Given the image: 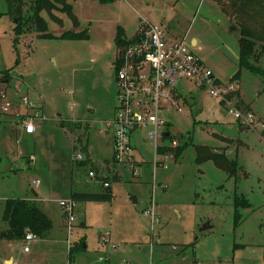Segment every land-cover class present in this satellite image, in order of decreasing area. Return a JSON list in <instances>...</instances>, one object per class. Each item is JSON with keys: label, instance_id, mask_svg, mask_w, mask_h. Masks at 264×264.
Returning <instances> with one entry per match:
<instances>
[{"label": "rangeland", "instance_id": "rangeland-1", "mask_svg": "<svg viewBox=\"0 0 264 264\" xmlns=\"http://www.w3.org/2000/svg\"><path fill=\"white\" fill-rule=\"evenodd\" d=\"M69 4L79 27L57 9L54 18L41 13L48 29L38 33L31 20L34 0H24L19 17L24 34L18 36L9 3L0 0V264H264V84L247 69L233 79L241 39L236 22L212 0ZM146 21L163 26L169 39L187 36L190 45L196 38L193 50L222 88L239 85L221 103V97L183 82L182 110L165 115L179 143L194 146L180 157L171 151L163 158L148 130H140L133 140L140 167L135 178L130 169L113 166L112 134L105 124L118 106L117 34L122 30L130 37ZM84 31L88 37L62 39L66 32ZM259 64L264 68V57ZM25 96L28 106L22 104ZM235 110L252 113L254 123L243 125ZM28 119L36 126L32 136L22 132ZM195 146L226 153L238 163L236 176L229 178L213 162L197 165ZM86 152L87 160H76ZM95 167L102 172L93 180L89 173ZM101 182L110 184L113 201L78 203L69 234L59 203L73 193H100ZM235 192L250 203L239 209L238 227ZM12 198L44 211L52 231L30 244L7 239L4 209ZM146 211H154V219ZM206 224L211 228L201 231ZM82 242L85 251L79 250Z\"/></svg>", "mask_w": 264, "mask_h": 264}, {"label": "built area", "instance_id": "built-area-1", "mask_svg": "<svg viewBox=\"0 0 264 264\" xmlns=\"http://www.w3.org/2000/svg\"><path fill=\"white\" fill-rule=\"evenodd\" d=\"M186 40L187 36L180 40L169 39L163 26L146 21L135 34L127 36L130 45L118 47L116 71L118 106L115 117L105 125L107 130L113 133V164L130 169L132 177H140L139 162L135 158L137 149L133 143L135 133L148 130V139L154 143L157 154L163 158L179 147L180 143L172 135L171 123L165 114L171 110H182L178 94L187 93L181 85L183 82L189 81L198 88L208 90L211 96L221 97L222 102H229L227 98L231 99L229 96L238 91L236 84H231L226 89L222 88V84ZM3 98L4 94L0 93V102ZM28 102L29 100L25 98L24 103L29 105ZM10 106L3 110L8 111ZM234 115L243 125L254 123L253 114L250 112L241 113L235 110ZM22 124L26 134L32 135L36 132L32 119L25 120ZM166 133H170L175 140H165ZM162 148L166 150L161 154L159 149ZM87 159L88 156L85 154L76 156L78 161ZM158 161L159 159L155 165L161 166L163 161ZM100 173L99 168H93L89 177L97 179ZM101 184L106 188L110 186L108 182ZM59 204L68 217V231L71 234L76 221L78 203L69 199ZM144 215L154 219L155 213L146 211ZM35 239L36 236L29 232L24 240L30 244ZM102 241L107 243L109 240L104 236ZM24 251L27 253L30 251L28 245Z\"/></svg>", "mask_w": 264, "mask_h": 264}, {"label": "trees", "instance_id": "trees-1", "mask_svg": "<svg viewBox=\"0 0 264 264\" xmlns=\"http://www.w3.org/2000/svg\"><path fill=\"white\" fill-rule=\"evenodd\" d=\"M71 0H34L32 10L34 15L31 18L33 23L37 26L38 33L47 31L48 26L45 20L41 17V13H47L51 18L53 12L61 9L72 20L74 26L79 27V21L71 14L73 7L69 4ZM104 3L112 2L113 0H100ZM230 19L234 20L240 28V56H239V72L234 76V80L241 79L243 69H247L254 75L260 77L264 84V68L259 64L260 59L264 57V0H212ZM10 6V14L15 16L16 26L15 33L20 36L24 34V25L20 15L23 9L24 0H7ZM18 20V21H17ZM88 31L80 34L73 32H66L62 39L74 40L88 37ZM118 47H124L131 44L127 41V36L124 31L119 30L116 38ZM0 81L1 78H0ZM230 98L233 95L229 96ZM223 103V102H221ZM165 140L175 138L170 135L164 138ZM193 143V142H192ZM191 142L180 144L178 148L174 149L176 157H180L188 147L194 146ZM196 147V146H195ZM166 149H159V153H164ZM86 154H88L86 152ZM89 155V154H88ZM207 162L213 164L220 170L228 173V177H235L238 171V163L230 161L226 153H217L210 147L197 146L195 163L202 165ZM102 186V185H101ZM104 189L100 193H73L71 199L77 203H111L114 199L108 188L102 186ZM233 205L235 209L234 219L235 226L238 227L242 223L241 213L239 209L249 208L250 203L237 192L234 194ZM4 221L7 224V239L20 241L25 239L26 234L30 231L37 237H44L53 229L51 219L40 209L28 202L12 198L8 199L5 203ZM30 232V233H31ZM69 251V259L73 260L74 255L77 253L76 248ZM86 244L82 242L79 250L85 251ZM71 249V248H70Z\"/></svg>", "mask_w": 264, "mask_h": 264}, {"label": "crops", "instance_id": "crops-1", "mask_svg": "<svg viewBox=\"0 0 264 264\" xmlns=\"http://www.w3.org/2000/svg\"><path fill=\"white\" fill-rule=\"evenodd\" d=\"M191 46L193 47V48H196L197 46H198V40L196 39V38H194L193 40H192V42H191ZM238 85H239V83H237ZM25 98H27L28 99V97L27 96H25V97H21V99H22V104H24V106H28V105H26L25 103H24V99ZM29 100V99H28ZM29 102H30V100H29ZM20 104V103H19ZM12 106V105H11ZM17 112H19V110L18 111H16L15 113H17ZM115 113H116V109H115ZM13 114V113H12ZM27 115V114H26ZM28 116V115H27ZM11 117H14V116H11ZM115 117V116H114ZM113 117V118H114ZM2 118V117H1ZM15 118V117H14ZM17 120V119H16ZM112 120V119H111ZM18 121V120H17ZM22 126V132L23 133H25V135H27V136H32V135H34V134H32V135H30V134H26V132H25V129H24V126H23V124L21 125ZM109 134H112V144H113V133L111 132V131H109ZM170 134V133H169ZM135 136H136V133L134 134V140H135ZM135 147H136V145H135ZM137 149V148H136ZM89 152V151H88ZM86 154V153H85ZM89 154V153H88ZM88 154H86L87 156H88V158H89V155ZM91 159V158H90ZM112 165V164H111ZM113 166H114V164H113ZM96 169H98V167H95ZM100 170H102V169H100ZM102 172V171H101ZM101 184V183H100ZM44 212V211H43ZM45 213V212H44ZM46 214V213H45ZM47 215V214H46ZM48 216V215H47ZM49 217V216H48ZM82 225H85V224H82ZM65 227V226H64ZM27 253V252H26ZM13 262H14V260H12Z\"/></svg>", "mask_w": 264, "mask_h": 264}, {"label": "water", "instance_id": "water-1", "mask_svg": "<svg viewBox=\"0 0 264 264\" xmlns=\"http://www.w3.org/2000/svg\"><path fill=\"white\" fill-rule=\"evenodd\" d=\"M165 136L168 137V136H170V134L169 133H166ZM210 228L211 227L209 226V224H206V225L203 226V228L201 229V231H206V230H208ZM3 236H6V233L5 232L3 233Z\"/></svg>", "mask_w": 264, "mask_h": 264}]
</instances>
